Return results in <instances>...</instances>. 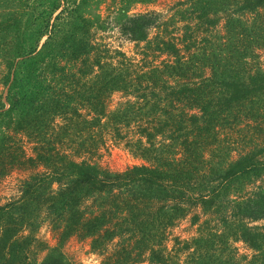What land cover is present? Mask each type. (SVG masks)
Here are the masks:
<instances>
[{
	"label": "trees",
	"instance_id": "16d2710c",
	"mask_svg": "<svg viewBox=\"0 0 264 264\" xmlns=\"http://www.w3.org/2000/svg\"><path fill=\"white\" fill-rule=\"evenodd\" d=\"M1 2L18 9L0 15V87L6 92L0 94V179L16 164L44 171L26 179L20 196L0 206V264H38L30 256L43 214L59 230V244L42 247L46 255L40 264H72L62 246L73 236L102 248L127 234L139 239L151 264H170L171 255L159 249L167 229L192 208L211 211L221 197L238 192L237 186L264 175L263 148L219 161L217 169L203 150L210 140L217 143L228 125L256 121L264 109V69L257 61V51L264 49V0H188L201 28L192 32L188 25L181 45L157 39L156 51L172 60L150 69L135 67L123 53L114 63L109 51L87 39L89 22L73 24L81 3L37 0L46 7L37 19L21 0ZM221 18L224 34L210 41L206 34L214 33ZM123 19L122 33L136 43L146 42L157 24L152 14ZM196 33L205 34L210 48L192 50ZM115 92L134 101L108 114L105 100ZM58 118L64 122L61 132L53 124ZM104 120L117 127L144 122L129 145L146 164L114 172L58 149L72 124L101 127ZM11 133L34 140L36 155L23 158ZM217 153L223 151L213 149L214 161ZM89 202L91 211L84 207ZM244 206L234 203L235 216L264 218V203ZM235 230L264 256L261 234L243 223Z\"/></svg>",
	"mask_w": 264,
	"mask_h": 264
},
{
	"label": "rangeland",
	"instance_id": "374dc122",
	"mask_svg": "<svg viewBox=\"0 0 264 264\" xmlns=\"http://www.w3.org/2000/svg\"><path fill=\"white\" fill-rule=\"evenodd\" d=\"M73 1L81 3L80 11L76 14L73 24L82 25L85 24L84 21L90 24V32L84 34L87 39L97 44L102 51H109L107 57L109 59L114 57V59L111 58L114 63L118 61L117 53H123L139 69L161 66L164 62L172 60L169 56L161 55L156 51L157 39L172 40L181 45L188 25L194 27L192 32L201 28V26L197 27L195 20L193 21V12L189 11L190 5L186 4L188 0ZM21 2L26 4L27 10L33 13L32 15H36L37 19L46 8L45 4H40L37 0H21ZM17 7L1 2L0 15L9 10L15 11ZM141 14L157 16V24L151 29L146 42L136 43L122 33L120 25L125 15L133 17ZM224 24L225 21L221 18L217 28L213 30L214 33L206 34L210 41L214 40V35L224 34ZM196 37L199 40L196 47L192 48L194 52L200 47L210 48L211 44L204 41L205 34L196 33ZM257 54L258 64L264 69V49H259ZM1 71L2 67H0V73ZM1 93L6 95L4 87H0ZM130 99L134 101L133 97L123 92L112 93L105 100L106 112L110 114L122 110L123 105ZM81 111L84 117L91 119L89 110ZM139 121L135 120L129 126L121 124L118 127L108 124L106 120L101 127L72 124L71 134L64 136L58 149L78 162L86 161L106 170L124 172L134 166L146 164L133 155L129 145L139 137V127L144 123ZM63 123V120L59 118L53 123L58 132H61L59 127ZM12 135L17 143L16 148H19L23 158L27 159L36 155L34 149L37 144L34 140L29 139L25 134ZM211 142L213 140L209 141L210 144L204 145L203 150L206 159L212 161L213 165H210L212 169H217L215 163L219 161L237 160L241 153L264 149V109L256 121H250V123L248 120L243 121L239 126L228 125L221 131L217 143ZM216 148L223 153L221 155L217 153L218 158L214 161L211 153ZM205 169L209 171L208 168ZM43 171V167H33L29 164H16L11 167L9 172L0 179V206L18 198L23 182ZM237 187L240 189L236 190L238 192H232L228 198L221 197L211 211L194 207L185 218L178 220L174 226L167 229L159 249L171 255L170 264H264V256L251 249L235 235V229L243 223L264 237V218L257 221L245 220L235 216L232 210L234 203L238 202H242L243 206L264 203L262 199L264 175L252 183L247 182ZM200 191L197 189L195 193L198 194ZM90 203L84 207L91 211L93 206ZM40 222L41 225L34 234L38 243L30 256L35 258L38 264L46 255V252L41 251L44 245L52 248L59 244V230H56L51 220L43 214ZM138 245L139 239L128 234L123 239H117L102 248H93V240L90 238L73 236L63 244L62 250L72 264H128L127 259L135 257H138L139 262L134 264H151L148 261L149 252L140 250ZM140 253L142 255L139 257Z\"/></svg>",
	"mask_w": 264,
	"mask_h": 264
}]
</instances>
